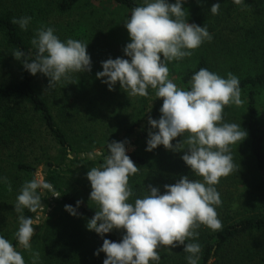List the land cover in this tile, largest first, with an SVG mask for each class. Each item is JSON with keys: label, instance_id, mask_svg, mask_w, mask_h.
Returning <instances> with one entry per match:
<instances>
[{"label": "clouds", "instance_id": "clouds-1", "mask_svg": "<svg viewBox=\"0 0 264 264\" xmlns=\"http://www.w3.org/2000/svg\"><path fill=\"white\" fill-rule=\"evenodd\" d=\"M244 0H232L241 5ZM187 0H141L130 10L124 27L129 42L123 49L124 57L109 58L101 64L96 78L114 91L119 84L128 98L147 97L149 88L157 99H162L160 118H148L147 152L160 146L173 152H183L181 159L194 177H181L174 184H165L164 191L157 186H144L142 196H135L130 177L137 167L127 154L128 141L107 143L103 163L87 172L91 192L89 200L96 205L94 216L86 223L103 239L94 253L105 254L103 264H160V250L183 246L187 264H199L202 246L199 243L201 227L213 232L222 228L217 207L222 204L217 189L222 177L235 170L232 146L243 142L248 133L240 124L224 119L226 106L239 107L242 89L239 78L227 73L226 78L208 68L195 72L187 88L179 87L170 78L169 64L190 58L194 51L213 39L206 24L189 23ZM220 3L210 8V14H219ZM30 16L14 18L21 30L27 31ZM34 58H25L20 49L12 52L17 61L32 76L38 73L48 78L45 91L55 89L74 74L91 71L88 43L78 39L61 40L51 26L36 30L31 39ZM151 111V110H150ZM182 140L173 145V141ZM0 182L7 183L6 177ZM44 192L59 198L52 183L40 171L25 181L14 205L19 227L15 232L18 244L32 249L34 229L39 227L42 214L26 217L27 209L37 213ZM135 198L133 199V197ZM76 206L65 205V211L77 216ZM48 219V217H47ZM122 230L119 242L104 239L106 234ZM38 253H33L32 264H37ZM0 264H26L23 255L3 235H0Z\"/></svg>", "mask_w": 264, "mask_h": 264}, {"label": "trees", "instance_id": "trees-1", "mask_svg": "<svg viewBox=\"0 0 264 264\" xmlns=\"http://www.w3.org/2000/svg\"><path fill=\"white\" fill-rule=\"evenodd\" d=\"M91 1L94 0H0V177L4 175H1L4 169L3 162H7V176L13 178V182L9 180L7 183L0 182V210H12L13 215L18 217L14 209L15 202L10 200L14 192L10 190L21 188L24 180L33 178L36 165L28 161L32 158L29 156L30 151L38 150L45 154L43 157H49L46 160H52L53 155L44 151L46 150L44 140L51 142L50 146L55 151L57 163L55 170L53 165L48 163L51 170L46 179L53 184L56 192L62 194L55 200L53 208L49 201L52 192H46L45 197H41L46 204V210L52 208V212L44 211L46 218H42L39 227L35 228L38 232L35 236L41 229H47L49 233L46 245H40L42 238L40 239L38 235L37 241H32V249L29 251L23 249L16 238L13 239L12 244L22 253L26 264H32L33 253H38L37 264H103L105 254L94 255L102 246L103 239L86 228V223L95 214L96 205L87 199H80L64 192L58 178L60 173L68 176L80 173L83 176L91 167L99 166L107 155V143L128 141L129 145L137 147V151L129 154L134 164L140 168L129 181L135 196L143 195L144 186H157L163 193L165 184H174L183 176L200 179L194 177L184 164L181 159L183 152L166 150L163 146L152 152H145L150 130L148 118L159 119L161 115L159 109L163 103L162 99L156 100L151 88L147 97L136 99L138 106L133 107L135 113L132 114L131 123L120 130H107L103 133L107 143L101 145L90 141L92 134L85 130L84 125L81 130L83 135L79 134L72 138L68 131L74 134L72 125L79 120L82 122L83 116L79 111L67 112L66 115L64 108H74L77 105L70 101L65 107L58 106L60 114L57 117L55 115L57 105H53L45 96V91H41L44 86L47 88L49 82H43L44 76L39 73L32 76L23 68L22 62L13 57L12 52L20 49L25 52V58H34L35 49L31 45L34 35L33 31L29 30L30 27H35L38 22L43 26L44 23L56 18L55 16L71 17ZM101 1L118 7L125 15L124 19L130 15L133 7L141 3V0ZM222 1L228 3L232 0ZM169 2L174 3L175 0ZM244 3H249L248 7H253L255 17L251 13L247 15V11H240L242 21L251 25L248 29L244 26L247 44L244 40L240 41L243 51L240 57L242 63L235 66L239 70L237 76L240 80L243 103L239 107L226 106L224 119L240 124L248 135L243 142L232 146L235 170L227 177L221 178V185H224L225 189L240 185L258 193L250 192L245 202L239 199L238 203L233 193L227 202H224L223 197L222 204L216 209L222 221V228L215 232L204 227L199 230V243L202 246L199 264H264V244L260 243L261 240L264 242V123L261 117L263 105L261 100L264 96V12H262L264 0ZM23 16L32 18L27 31L12 23L14 18ZM195 19H200V16L195 14ZM61 28L70 36L76 35V32H86L89 37L96 26L85 24L83 20H72L68 22L67 27ZM202 67L217 73V66L210 61L204 51L200 50L196 53L195 62L186 64L180 70L178 86L187 88L192 75ZM89 94L90 92L85 94L84 101L89 105L94 104L92 99L87 101V98H90ZM73 98L78 99L76 96ZM55 100L58 101V98ZM118 126L121 128L122 124ZM181 140V137H177L173 145ZM97 150L98 154L95 153ZM88 153L93 156H89ZM77 201L83 203L77 209L78 215L72 216L65 211V205L75 207ZM236 203L241 207L234 208ZM40 212L41 208L37 213L26 209L23 214L34 218ZM68 219L78 224L77 230L68 232L67 224L70 229L72 227L67 223ZM2 228L4 225L0 226V230ZM123 234L122 230H114L106 234L104 239L119 242ZM252 240H256V243H251ZM171 251L172 253L160 250V264H187V254L183 252L182 245L172 248Z\"/></svg>", "mask_w": 264, "mask_h": 264}, {"label": "rangeland", "instance_id": "rangeland-1", "mask_svg": "<svg viewBox=\"0 0 264 264\" xmlns=\"http://www.w3.org/2000/svg\"><path fill=\"white\" fill-rule=\"evenodd\" d=\"M249 1L255 3L256 0H244V2ZM244 2L241 5H235L232 3V1L226 3L222 0H187V3L183 5V7L187 9L189 13V16H186V19L189 20V23H195L199 26H204L206 24L209 32L213 36V39L210 42H205L199 49L195 50L190 58H186L181 62H173L169 64L170 78H173L177 85L180 81V70H182L186 64L189 65L193 61L195 62L196 53L200 52V50L204 51L209 57L210 61L217 66V73L220 76L226 78L227 73L229 72L236 76L238 75L237 71L239 70L238 67L235 66L242 63L240 57L242 56L241 53H243L241 50L242 45L240 41L244 40L247 44L245 27L248 29V27L251 26L250 24H245L242 21L240 11H247V15L248 13H251L253 16L255 12L253 7H248L249 3ZM215 3H220L221 8L219 14L212 15L210 14V8ZM262 12H264V10ZM195 14H198L200 19H195ZM55 17L56 18H53L51 22L44 23L43 26H41L38 22L35 27H30L29 30L33 31V35H35L36 30L42 27L51 26L55 29V34L61 40L73 38L88 43L87 52L91 57L92 66L90 72L74 74L70 80L62 82L55 89L50 91H45L46 87L42 86L43 89L41 88V91H45V96L47 99L49 98L48 100L51 101L53 105H57V110H55V115L57 117L60 114L59 107H65L70 101H73L77 105L74 108H64V113L66 115H68L67 112L73 113L79 111L81 116H83V121L81 122V120H79L78 122H81L80 124L75 122L72 125L75 133L72 134V131H68L72 138L77 137L79 134L83 135L81 130L83 129L84 125L85 130L92 134L90 141L93 140L94 143L105 145V143H107V138L103 133H105L107 130H120L128 126L131 123L132 114L135 113L133 107L138 106L136 100L138 97L128 98L127 94L121 90L119 84L115 86L114 91H109L107 86L103 84L101 80L96 78V73L103 70L101 67L103 61H106L109 58H127L124 57L123 53L124 47L129 42V35L123 24L126 20L124 19L125 15L118 7L114 6L113 4L111 5L101 0H94L89 2L88 5L85 4L84 7H81V9L76 11V13L71 17ZM72 20H83V23L95 25L96 28L91 34H89V37L86 35V32H76V35L70 36L69 34H65V29L61 27H67L68 22ZM232 68H236V70H232ZM47 81V77L44 76L43 82ZM88 92H90L88 96L90 98H87V101L92 99V101L95 102L94 104L90 103L89 105L84 101L85 94ZM75 96L78 97L77 100H74L73 97ZM57 98L58 101L55 100ZM64 100H66V102ZM261 103L263 104L261 109V117L263 118L264 123V96L262 97ZM120 123L122 124L121 128L118 126ZM107 127H110V129H107ZM43 143L46 147V150H44L46 151L45 153L53 155L51 161L46 160V158L49 157H43L45 154L38 152V150H32L30 153L27 151V153H29V156H32L31 160L28 159V161L36 165V172L40 171L41 175H43L46 179L48 173L51 170L48 163L53 165V170H55L57 167V163L55 161V151H53V148L50 146L51 142L49 140H44ZM126 147L128 149V155L137 151V147L135 146L128 144ZM98 151L99 150H97L95 153L98 154ZM89 156L92 157L93 154H89ZM35 157L37 159H35ZM71 158H73V156H71ZM3 163L4 169L2 170L1 175L4 174L3 177H6L7 180L13 182V178L10 175L7 176V162ZM45 167H48V172L45 171ZM86 176L87 173L83 176L80 173L73 176L60 173L58 178L59 185L64 192L70 194L71 196H76L80 199H87V201L90 202L89 197L91 186ZM23 182H25V180ZM221 183L222 182L220 180L219 185H217V189L220 193L222 201L224 197V202L230 200L231 193H233L237 203L239 199H242V201L245 202L247 200V195H249L250 192L252 194L258 193L254 190H247L240 185H237V187L232 186L231 189H225L224 185H221ZM20 189L21 188L16 187L10 190L14 192V196L10 198V200H14L16 203V197L19 194ZM5 191L9 192L7 190ZM45 195L46 192L42 193L43 197H45ZM56 199V197L52 196L49 198L52 208L55 205L54 202ZM42 202L43 208H41L40 213L42 214V218H46V215L44 216L46 204L44 203L43 198ZM237 203L234 205V208L241 207L240 204ZM52 208L46 210L45 213L52 212ZM17 218V216L13 215L12 210H0V226L4 225V228L0 230V235H3L11 243L13 242V239L15 238V232L19 227V220H16ZM67 221V223L72 225L70 229L69 224H67L68 232L78 229L79 226L75 221L71 219H68ZM34 233L35 235L38 233L36 229H34ZM48 233L49 232L47 229H41V231H39L38 235L40 239L42 238L40 243L41 246L46 245ZM35 235L32 241H37L38 235ZM256 238L258 239V237ZM250 242L256 243V240H252ZM260 243L264 244L262 240ZM47 252L49 253V250Z\"/></svg>", "mask_w": 264, "mask_h": 264}, {"label": "water", "instance_id": "water-1", "mask_svg": "<svg viewBox=\"0 0 264 264\" xmlns=\"http://www.w3.org/2000/svg\"><path fill=\"white\" fill-rule=\"evenodd\" d=\"M45 171L48 172V167H45ZM43 205V202H41V206ZM41 214V213H40Z\"/></svg>", "mask_w": 264, "mask_h": 264}]
</instances>
